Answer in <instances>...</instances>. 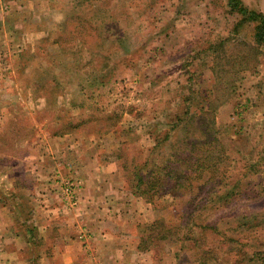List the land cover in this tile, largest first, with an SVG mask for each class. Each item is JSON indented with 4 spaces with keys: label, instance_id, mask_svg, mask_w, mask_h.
<instances>
[{
    "label": "rangeland",
    "instance_id": "374dc122",
    "mask_svg": "<svg viewBox=\"0 0 264 264\" xmlns=\"http://www.w3.org/2000/svg\"><path fill=\"white\" fill-rule=\"evenodd\" d=\"M244 1L264 13V0ZM0 17V220L14 217L19 189L30 194L45 148H96L119 161L146 206L137 227L154 264H264V43L255 22L228 0H0ZM163 155L181 170L203 168L195 198L154 190L147 200L151 179L166 172ZM70 167L52 179L62 204L76 207L83 184Z\"/></svg>",
    "mask_w": 264,
    "mask_h": 264
},
{
    "label": "crops",
    "instance_id": "0c3cea01",
    "mask_svg": "<svg viewBox=\"0 0 264 264\" xmlns=\"http://www.w3.org/2000/svg\"><path fill=\"white\" fill-rule=\"evenodd\" d=\"M2 27L0 17V33ZM69 148L64 145L57 154L50 146L34 161L36 184L26 188L30 194L19 189L14 217L0 220V264H154L147 256L153 247L144 252L137 227L146 206L142 211L136 205L141 197L126 188L119 161L96 148L76 154ZM70 165L83 184L76 207L62 204L60 181L52 179ZM46 182L49 191L40 193ZM0 209L7 206L0 204ZM136 254L142 259L137 261Z\"/></svg>",
    "mask_w": 264,
    "mask_h": 264
},
{
    "label": "trees",
    "instance_id": "16d2710c",
    "mask_svg": "<svg viewBox=\"0 0 264 264\" xmlns=\"http://www.w3.org/2000/svg\"><path fill=\"white\" fill-rule=\"evenodd\" d=\"M228 6L230 11L241 13L249 21L255 22L256 40L260 43H264V13L262 11L249 8L245 4L244 0H228ZM163 159H164V167H162V170L166 172L160 174L158 178L151 179L147 187V200L150 202L153 200V197L157 194L154 190L158 191L159 193L158 199L162 197L163 194H165V196H171V197L184 196L185 195L184 189H189L190 191H192L193 192L192 196L193 198H195L197 195L198 188L199 187L202 188L205 183L203 168L201 166H196L195 169H193L192 167L187 166L183 170H181V168L176 167V165H173L175 162L172 159L164 155H163ZM143 165H141L140 167H142ZM140 167H138L139 169L138 174H140V170L142 169V168L140 169ZM157 167L158 166L155 163L149 164V162L147 161V176L151 175L153 171L155 174L156 173L155 170L157 169ZM163 175H164V181L161 182L160 178ZM187 177L189 178L188 180L186 179ZM141 179L143 180V178ZM136 193L137 191L134 192V194ZM14 202H12V204H14ZM156 224L157 222L155 221L152 225H156ZM164 224L165 223H163L162 226H164ZM172 227H177V226L175 225ZM152 228L153 226L151 227V229ZM169 229L170 227L167 226V222H166L164 229L166 231L165 233H167ZM166 236H167L166 234H161L159 238L165 239Z\"/></svg>",
    "mask_w": 264,
    "mask_h": 264
},
{
    "label": "built area",
    "instance_id": "2783aa9c",
    "mask_svg": "<svg viewBox=\"0 0 264 264\" xmlns=\"http://www.w3.org/2000/svg\"><path fill=\"white\" fill-rule=\"evenodd\" d=\"M67 194H68L72 199L76 197V196L74 195V193L72 192V190L69 189V187H68V189H67Z\"/></svg>",
    "mask_w": 264,
    "mask_h": 264
}]
</instances>
